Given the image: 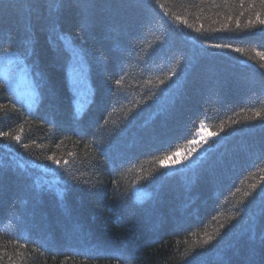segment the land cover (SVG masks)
Masks as SVG:
<instances>
[{"label": "trees", "instance_id": "obj_1", "mask_svg": "<svg viewBox=\"0 0 264 264\" xmlns=\"http://www.w3.org/2000/svg\"><path fill=\"white\" fill-rule=\"evenodd\" d=\"M261 21L264 0H0V57L39 92L0 75V264H264ZM202 125L220 137L169 172Z\"/></svg>", "mask_w": 264, "mask_h": 264}, {"label": "rangeland", "instance_id": "obj_2", "mask_svg": "<svg viewBox=\"0 0 264 264\" xmlns=\"http://www.w3.org/2000/svg\"><path fill=\"white\" fill-rule=\"evenodd\" d=\"M61 38L71 54L68 69L69 79L75 93V111L77 115H81L92 99L93 92L88 64L80 49L72 43L67 35L62 34ZM0 75L14 91L16 97L25 102L28 108L34 109L37 106L39 92L31 69L24 58L14 51H5L0 57ZM218 137L220 135L208 131L207 126L202 125L195 139L185 149L178 151L163 162V166L169 172H173L196 164L210 148L211 140ZM134 194L136 200L143 201L150 195V191L135 186Z\"/></svg>", "mask_w": 264, "mask_h": 264}, {"label": "snow or ice", "instance_id": "obj_3", "mask_svg": "<svg viewBox=\"0 0 264 264\" xmlns=\"http://www.w3.org/2000/svg\"><path fill=\"white\" fill-rule=\"evenodd\" d=\"M261 23H264V21H261ZM225 47H227V46L225 45ZM237 51H239V49H237ZM17 139H19V138L17 137ZM56 163L59 164L60 162L56 161Z\"/></svg>", "mask_w": 264, "mask_h": 264}]
</instances>
